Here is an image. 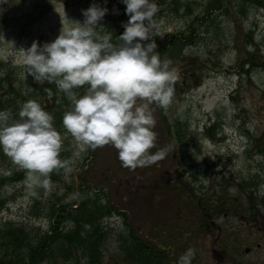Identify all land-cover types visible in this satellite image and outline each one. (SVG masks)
I'll return each mask as SVG.
<instances>
[{
	"label": "rangeland",
	"instance_id": "1",
	"mask_svg": "<svg viewBox=\"0 0 264 264\" xmlns=\"http://www.w3.org/2000/svg\"><path fill=\"white\" fill-rule=\"evenodd\" d=\"M208 1L187 0L184 5L190 13L182 15L186 9L175 13L172 5L158 0L157 34L152 37L156 45L162 34L186 32L192 22L196 26L193 40L162 55L178 69L170 104L152 105L156 140L149 152L163 155L131 169L122 166L114 146L81 151L62 128L59 156L67 164L54 169V175L50 172L49 186L44 187L32 186L28 170L0 150V228L13 222L33 226L36 233L46 232L51 201L78 193L81 181L127 214L125 224L119 214L101 217L105 235L97 254L99 264H133L120 252L117 240L128 224L155 248L160 235L175 240L171 252L164 253L168 260L172 251L185 246H195L203 257V246L225 230L251 231L264 261V4L245 3L240 12L238 1H232L230 13L224 0L209 6ZM93 3L107 7L99 24L112 25L118 36L128 20L122 0L0 3V94L7 84L19 96L37 86L40 82L25 71L22 49L33 41L42 44L54 39L62 25L82 22V10ZM192 68L200 69L195 75L189 73ZM14 108L19 111L20 106ZM12 116L19 118L17 111ZM187 194L205 203L225 202L229 211L219 205L209 206L215 214L202 211ZM84 263L79 254L63 263L43 264Z\"/></svg>",
	"mask_w": 264,
	"mask_h": 264
},
{
	"label": "clouds",
	"instance_id": "2",
	"mask_svg": "<svg viewBox=\"0 0 264 264\" xmlns=\"http://www.w3.org/2000/svg\"><path fill=\"white\" fill-rule=\"evenodd\" d=\"M122 2L128 20L115 41L111 31H97L108 9L93 3L82 10V22L71 20L54 39L22 49V62L34 80L55 83L70 101L62 124L81 151L110 144L122 166L134 169L163 155L149 152L156 140L152 105L170 104L178 69L155 50L156 0ZM18 117L0 109V150L28 170L32 186L48 187V174L67 164L59 156L63 135L35 99L20 106ZM195 255L190 246L177 264H192Z\"/></svg>",
	"mask_w": 264,
	"mask_h": 264
},
{
	"label": "trees",
	"instance_id": "3",
	"mask_svg": "<svg viewBox=\"0 0 264 264\" xmlns=\"http://www.w3.org/2000/svg\"><path fill=\"white\" fill-rule=\"evenodd\" d=\"M162 1L172 5L175 13H181L184 9H186V12H182V15L190 13L189 6L184 5L187 0ZM214 1L209 0L208 6L215 5ZM224 1L226 9L230 13L232 12L230 9L232 1H238L236 5L240 12L245 3L264 4V0ZM156 3L159 4L158 0H156ZM195 27L192 22L186 32L162 34L155 50L159 51V55L162 58V55L169 49H178L185 40L189 42L190 39L193 40ZM116 30L110 24L102 26L99 24L97 26V31H111L114 41L118 34ZM199 69L195 70V68H192L189 73L196 75ZM23 93V96H19L18 90L7 84V87L0 94V109H11L13 115L16 111L18 112V109L14 108V106H21L28 99H35L45 110L53 115L54 126L58 130L64 128L62 115L70 107V101L57 89L55 83L45 81L32 87L31 90L23 91ZM40 98L44 99L48 104H42ZM89 150L92 151L93 149L89 148ZM51 173L54 175V170ZM89 187L86 182L80 181L78 193L70 192L51 201L50 223L44 233H36L35 227L22 223H4L0 228V264H43L48 260H56V263L59 261L63 263L67 260L77 259L79 254H82L83 259H85L84 264H99L97 254L105 235L104 226L101 225V217L105 214H119L125 224L127 214L124 211H119L117 206L109 200L104 201V193L93 191ZM180 188L185 190L183 187ZM186 196L202 211L215 214L212 212L214 207L213 209L209 207L211 205L220 206L219 208L224 207L226 208L224 211H229L225 202L214 201L205 203L201 198L194 200L193 195L187 194ZM36 202L34 198L33 206ZM165 235L159 236L160 241L157 242L155 248L140 239L139 235L135 234L128 224L121 232V239L119 236L117 238L120 241L118 247L125 257L131 259L133 264H170L174 259L168 260L165 254L171 252L172 247L176 245V241L164 239L163 236ZM159 244L164 248L169 246L168 250H157V248H162ZM172 252L175 254L176 250Z\"/></svg>",
	"mask_w": 264,
	"mask_h": 264
},
{
	"label": "flooded vegetation",
	"instance_id": "4",
	"mask_svg": "<svg viewBox=\"0 0 264 264\" xmlns=\"http://www.w3.org/2000/svg\"><path fill=\"white\" fill-rule=\"evenodd\" d=\"M214 242V244H213ZM189 246L177 247L175 254H171L174 261L170 264H177L179 255ZM194 247L195 246H191ZM205 253L196 255L192 264H264L260 257V243L252 237L251 231L238 230L235 232L224 231L212 239V243L203 246Z\"/></svg>",
	"mask_w": 264,
	"mask_h": 264
}]
</instances>
